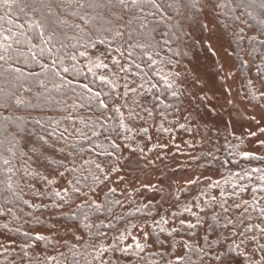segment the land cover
Masks as SVG:
<instances>
[{
    "label": "rangeland",
    "instance_id": "rangeland-1",
    "mask_svg": "<svg viewBox=\"0 0 264 264\" xmlns=\"http://www.w3.org/2000/svg\"><path fill=\"white\" fill-rule=\"evenodd\" d=\"M218 12L221 9L208 8L188 18L177 64L154 65L161 85L179 95L175 111H155L153 91L159 85L150 77L126 72L123 63L106 66L104 75L117 85L115 108L122 127L120 152L113 161L77 156L55 141H24L27 166L21 173L20 192L38 224L18 229L41 241L30 246L26 258H18L23 243L0 219V253H7L8 264L26 260L40 264L44 259L59 264L60 256L84 240L80 228L67 222L66 216L82 207L101 206L110 192L124 212L139 211L145 217L106 238L103 264H109L112 244L117 246L114 260L120 253L125 263H131L132 256L144 250L163 252L166 264H182L190 246L201 249L215 240L219 254L238 244L246 229L264 228L248 213L251 182L237 187L224 153L228 148L229 156L264 158V56L251 63L246 45L256 33L243 22L221 23ZM238 55L246 65L247 82L239 72ZM88 58L91 68L103 67L97 57ZM75 174L82 178L78 184ZM152 228L161 233L157 239ZM256 244L264 246V235L254 233L243 239L226 262L264 264ZM208 263L207 259L200 262Z\"/></svg>",
    "mask_w": 264,
    "mask_h": 264
},
{
    "label": "trees",
    "instance_id": "trees-1",
    "mask_svg": "<svg viewBox=\"0 0 264 264\" xmlns=\"http://www.w3.org/2000/svg\"><path fill=\"white\" fill-rule=\"evenodd\" d=\"M171 2L172 0H162V3ZM21 3H31V0H21ZM226 11V9H221V12ZM25 12L28 13L27 16L19 9H13L4 21H0V24L4 28L12 27L14 32L25 31L33 43L40 44L36 33L28 32V24L32 19H35V15L28 9H25ZM252 12L251 17L241 16L244 26L256 33L257 40L264 39L260 35L261 30L264 29V24H262L264 10L257 6ZM196 13L197 11L193 10L187 17H181L172 10H165L163 19L160 14L150 17L149 21L145 22L146 28L140 27L138 23L131 27L119 25L123 33L120 36L101 30L99 25L95 28H85L83 33L69 31L67 38L61 37L64 46L56 44L52 53L50 55L45 53L41 59L42 63L49 66L45 77L46 80L52 81L48 84L49 89H52L53 84L61 82L67 87H62L59 92L51 91V99L47 103L41 101L37 104L33 100L35 107L15 108L9 106L0 108V117H10L8 120L0 119V128L7 130V132L0 130V140L5 141L4 145L0 146V155L11 158L9 165H4L0 160V219L6 220L5 229L9 226L7 231L23 243L17 252L18 258L22 260L26 258L31 251L30 246L39 244L41 241L36 236L18 229V226L24 228L28 223L34 224L32 226L38 224V220L30 214L29 202L20 192L21 173L23 166H27L24 161L26 159L23 149L24 141L33 140L37 144H42L45 140L55 141L66 146L69 152L77 156L82 157L87 154L102 162L113 161L120 152L122 127L115 108L117 85L113 79H110L111 77L108 78L104 75L106 66L123 63L126 72L143 74L147 80L150 77L156 82V85H159V88L153 91L155 96L152 99V105L155 111H175L179 95L171 94L168 88L161 85L159 77L155 74L154 65L157 62L169 65L177 64L181 52L180 45L184 40V23ZM234 14L240 15L241 10L238 9ZM4 15V11L0 9V16ZM221 16L222 21L226 24L236 25L238 23L232 21L230 15ZM8 20H11L12 24H8ZM117 26L116 22H113L112 27ZM137 45H142V47ZM246 48L251 63L257 64L262 60L264 44L249 40ZM34 50L39 51V49ZM90 55L97 57L103 67L91 68L90 60H88ZM38 59L40 58L38 57ZM53 60L56 61L55 64L52 63ZM17 66L24 68L23 59ZM64 68H67L68 72H64ZM238 68L242 78L247 82L246 65L241 61L240 56L238 57ZM24 70L40 72V68L36 64H33L31 68H24ZM54 73H59V76H55ZM37 91L41 90L33 86V92ZM97 93L99 94L98 98H96ZM25 96L32 99L31 94L25 93ZM100 100H103L107 107H101ZM17 117L22 119L17 120ZM37 120L40 122L39 124L36 123ZM65 129H67L66 132ZM8 133L14 134L17 142L14 157L4 150L8 147L7 140L11 139ZM224 153L231 169L230 171L227 169L228 174L238 184L237 187L250 185L251 182L248 213L255 215L264 226V212L261 211L264 209V179H262L264 177V158L254 155L238 156L236 153L229 156L228 148ZM223 166L227 168L226 165ZM9 167L13 168L14 172L10 180L13 186L12 191L6 187V183L9 182L10 174L7 171ZM73 177L75 181L77 180L76 184L82 179L78 174ZM123 209L124 206L117 196L110 192L103 196L101 206L98 208L82 207L67 215L66 221L80 228L84 240L78 247L70 248L66 255L60 256L62 259L59 264H103L104 250H108L102 249L106 238L112 237L121 227L145 217V214L139 213V211L124 212ZM212 223L216 225L213 220ZM254 233L264 235V232L254 225L253 229H246L243 232L238 244L227 246L225 252L219 254H216L219 243L215 240H212L211 243L206 242L201 249L190 246L189 251L184 255L182 264H188L189 260L192 261V264H200L204 259L210 261L208 264H229L226 260L233 258L239 245L243 244V239L249 238ZM152 234L157 239L161 233L157 228H152ZM158 245L162 246V244ZM255 248L264 255V246L256 244ZM116 249L117 246L112 244L106 259L107 263L166 264V257L161 256L163 252L159 251L147 253L143 250L138 255L132 256L131 263H125L126 257L120 253L114 260L113 251ZM217 255H219V259L216 258ZM194 258H197L198 261L193 263ZM0 264H8L6 252L0 253ZM21 264L37 263L33 260H26ZM40 264H51V262L44 259Z\"/></svg>",
    "mask_w": 264,
    "mask_h": 264
},
{
    "label": "snow or ice",
    "instance_id": "snow-or-ice-1",
    "mask_svg": "<svg viewBox=\"0 0 264 264\" xmlns=\"http://www.w3.org/2000/svg\"><path fill=\"white\" fill-rule=\"evenodd\" d=\"M257 6L264 10V0H259V3L257 0H205L203 4L201 0H172L171 3H162V0H31V3H21V0H0V9L5 14L0 16V21H4L13 9H19L27 16L25 9H28L35 15V19L28 24V32L34 31L40 40V44H35L29 39L27 32H14L12 27L4 28L0 24V108L35 107L33 100L37 104L41 101L47 103L51 99V91L59 92L62 87H67L61 82L53 84L52 89H49L48 84L52 81L45 79L49 66L42 63L41 59L45 53L50 55L56 44L63 47L61 37L67 38L69 31L83 33L85 28H95L99 25L101 30L120 36L123 33L119 25L131 27L138 23L140 27L146 28L145 22L149 21L150 17L160 14L163 19L165 10H172L177 16L187 17L193 10L204 13L208 8L226 9V12H218L217 15H230L232 21L244 22L241 16L251 17L252 10ZM238 9L241 10V14L235 15ZM113 22H116L118 26L113 28ZM7 23L12 24V21L8 20ZM224 26L227 27V25ZM202 27L207 28L208 26L203 24ZM260 35L264 37V29L261 30ZM250 42L264 44V39L257 40V37H251ZM22 45L24 47H21ZM137 46L142 47V45ZM208 47L212 48L211 42ZM34 49H39V51ZM213 55H215L214 52ZM21 59L24 61V68H31L33 64H36L40 72H26L24 68L18 67ZM52 63L55 64L56 61L53 60ZM63 71L68 72V69L64 68ZM54 75L59 76V73H54ZM33 86L41 91L33 92ZM25 93L31 94L32 99H28ZM98 97L97 93L96 98ZM99 104L101 107H107L103 100H100ZM0 119L8 120L10 117L4 116ZM16 119L21 120L22 118L17 117ZM36 123L40 122L37 120ZM0 130L7 132L6 129L0 128ZM8 135L11 139L7 140L8 147L4 150L14 157L17 142L14 134L8 133ZM41 139L43 140V137ZM4 143L5 141L0 140V146ZM0 160L4 165L11 163V158H5L2 155H0ZM99 167L97 165V168ZM7 171L10 175L6 187L12 191L13 186L10 180L11 175H14L13 168L9 167ZM261 211L264 212V209ZM260 231L264 232V228ZM216 258L219 259V255ZM177 264L180 262L177 261ZM188 264H192V261L189 260Z\"/></svg>",
    "mask_w": 264,
    "mask_h": 264
}]
</instances>
